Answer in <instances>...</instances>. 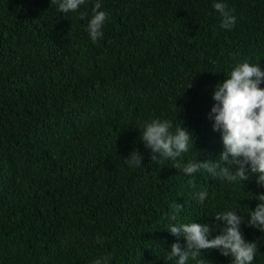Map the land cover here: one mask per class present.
<instances>
[{"label": "trees", "instance_id": "trees-1", "mask_svg": "<svg viewBox=\"0 0 264 264\" xmlns=\"http://www.w3.org/2000/svg\"><path fill=\"white\" fill-rule=\"evenodd\" d=\"M96 2L107 18L93 43ZM216 2L236 17L231 29ZM243 62L264 71V0H87L66 14L51 0H0V264H175L171 245L185 242L169 224L216 232L218 213L247 220L264 194L255 177L241 186L199 170L189 184L182 171L193 154L219 161L212 96ZM153 119L186 128L192 152L153 161L139 129ZM133 150L140 168L124 163ZM245 224L252 264H264V232ZM201 259L232 264L218 250L188 264Z\"/></svg>", "mask_w": 264, "mask_h": 264}, {"label": "clouds", "instance_id": "clouds-1", "mask_svg": "<svg viewBox=\"0 0 264 264\" xmlns=\"http://www.w3.org/2000/svg\"><path fill=\"white\" fill-rule=\"evenodd\" d=\"M87 0H51L58 4L60 13L76 12ZM216 12L222 17L221 28L231 29L236 23V17L227 10L223 2L213 4ZM101 3L96 2L92 8L86 31L93 43L103 36L102 26L106 21V13L101 11ZM79 17L84 20L87 12H80ZM264 71L256 64L248 62L237 63L223 83L217 84L212 96L216 102L209 113L213 121V131L221 133L224 151L217 162H199L194 156V161L182 167L186 176L193 177L188 180L193 184L195 174L205 170L213 178H218L228 183L240 182L241 186L250 177L256 178V183L264 188ZM175 126V132L171 129ZM142 132L140 140L145 150H150L154 155L153 161L160 158L171 159L173 162L182 154L194 147L192 134L168 120L153 119L139 128ZM191 142V149L189 148ZM155 154H159L157 157ZM144 155L133 150L124 163L129 167H142ZM223 165V166H222ZM180 168L181 164H175ZM199 202L203 203L208 196L207 192L197 194ZM259 201L256 208L250 211L245 220L238 212L226 211L214 216V220L222 224L219 231L209 224L202 223H177L169 224L168 231L177 238L183 237L184 245L174 243L168 259H175V264H188L189 259L197 260L206 250H218L224 257L231 256L232 264H252L258 253L256 242L245 240L241 232V224L264 232V194L255 197ZM170 220H176V213L182 208L175 203ZM215 233V234H214ZM94 264H108V258L96 259ZM198 264H204L199 260Z\"/></svg>", "mask_w": 264, "mask_h": 264}]
</instances>
